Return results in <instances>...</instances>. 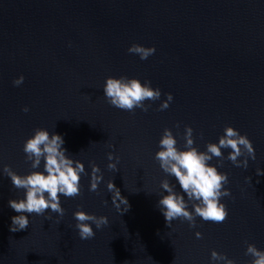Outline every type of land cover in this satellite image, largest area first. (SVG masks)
I'll return each mask as SVG.
<instances>
[{
    "label": "water",
    "instance_id": "water-1",
    "mask_svg": "<svg viewBox=\"0 0 264 264\" xmlns=\"http://www.w3.org/2000/svg\"><path fill=\"white\" fill-rule=\"evenodd\" d=\"M134 43L155 54L141 60L128 52ZM20 76L23 84L14 86ZM121 76L151 81L160 99L145 101L148 112L110 106L106 78ZM169 93V108L159 111ZM185 126L199 151L229 126L255 149L247 169L226 159L231 149H222L223 167L217 158L209 162L229 179L223 223L197 217L194 228L179 220L169 228L158 209L168 194L162 180L184 195L154 157L165 128L184 150ZM37 128L61 135L87 174L80 196L61 195L62 218L50 209L29 215L28 228L13 233L17 213L8 201L24 198V190L2 169L30 174L22 149ZM109 153L119 157L118 171L108 169L116 162ZM93 163L103 177L97 192L89 191ZM257 169L264 172V0H0V264H217L213 250L251 264L247 244L264 251V175ZM109 182L127 199V212L113 204ZM76 211L105 216L108 225L92 224L94 238L81 240Z\"/></svg>",
    "mask_w": 264,
    "mask_h": 264
},
{
    "label": "clouds",
    "instance_id": "clouds-1",
    "mask_svg": "<svg viewBox=\"0 0 264 264\" xmlns=\"http://www.w3.org/2000/svg\"><path fill=\"white\" fill-rule=\"evenodd\" d=\"M154 47H144L139 44H132L128 52L138 55L141 60H147L155 54ZM24 82V77L13 81V85L19 87ZM103 93L110 106L134 112L140 109L148 112L150 105H145V101H157L161 97L159 88L153 89L151 81H145L121 76L120 78H106ZM167 99L161 103L159 111L167 110L173 96L166 94ZM25 113L29 111L27 107L23 109ZM179 128V124L176 125ZM184 150L177 147V140L172 131L165 128L159 141L160 150L156 152L154 159L159 163L161 170L166 176L174 177L182 193L175 191L176 185L170 184L168 179L161 181V188L168 193L158 200V209L165 218L166 226L171 227L174 220L181 223L187 221L189 227H196V218H201L204 222L223 223L228 218L227 206L221 203V199L231 196L230 190L225 188L229 183L228 175L218 171L216 166L210 165L213 158L219 161V167H223L225 159L222 149H231L227 160L235 167L247 169L249 158L256 159L255 149L252 142L246 135H241L233 127H225L218 143L206 144L205 151H199L194 146L193 129L185 126L184 130ZM65 141L61 135L50 134L47 130L37 128L31 138L27 139L23 145V152L26 163L30 162L32 171L27 175H18L10 166H3V173L10 178L12 185L20 190H24V198L9 199V207L17 213L11 217L10 232L24 231L29 226V215L43 216L47 210L63 217L65 210L61 207V195L65 198H76L81 195V175L85 172L84 164L73 160L67 155V149L63 147ZM109 147H113L109 145ZM244 157L243 160L239 159ZM108 169L118 171L117 164L119 157L108 154ZM43 162V171H39ZM92 175L89 191L97 192L98 185L102 181L100 169L94 163L91 165ZM256 175H264L257 169ZM107 189L112 193V202L119 211L121 205L129 208L128 201L121 195L113 182L107 184ZM185 195L187 200H185ZM119 201V203H117ZM189 205L193 211H189ZM27 214V215H25ZM74 219L77 221L75 227L81 240L94 238L92 224L96 229H101L108 225L105 216L97 217L89 215L84 211H76ZM50 218V217H47ZM197 239H202V233H195ZM245 255L252 257L251 264H264V251L258 250L254 244H247ZM212 262L224 264H235V261L228 259L225 255L211 252Z\"/></svg>",
    "mask_w": 264,
    "mask_h": 264
}]
</instances>
